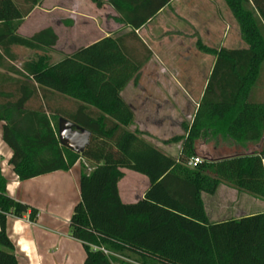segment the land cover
Instances as JSON below:
<instances>
[{
  "label": "trees",
  "instance_id": "16d2710c",
  "mask_svg": "<svg viewBox=\"0 0 264 264\" xmlns=\"http://www.w3.org/2000/svg\"><path fill=\"white\" fill-rule=\"evenodd\" d=\"M37 1L24 0L28 7L22 8L14 0H0L1 139L20 181L84 162L79 200L67 223L70 236L83 246L82 264H264V211L209 222L201 199L220 183L264 198V101L251 97L264 73V0H224L244 48L195 43L214 62L185 134L170 140L181 142L176 157L144 138L121 95L129 83L138 85L151 57L135 31L171 0H104L115 20L130 30L79 46L52 63L46 56L58 40L52 27L30 36L17 33ZM12 47L42 53L17 67ZM59 98L68 104L56 102ZM60 117L90 132L81 153L59 145ZM196 140L236 154L190 167ZM261 140L260 152L245 153ZM121 169L149 181L135 202L125 203L118 195ZM6 181L0 167V264H19L7 217L20 218L29 210L33 221L36 210L11 198Z\"/></svg>",
  "mask_w": 264,
  "mask_h": 264
},
{
  "label": "crops",
  "instance_id": "0c3cea01",
  "mask_svg": "<svg viewBox=\"0 0 264 264\" xmlns=\"http://www.w3.org/2000/svg\"><path fill=\"white\" fill-rule=\"evenodd\" d=\"M99 1H101L100 6L93 2L89 3L91 11L93 8L109 11L98 14L97 18H89L95 27L94 34L98 36L83 45L103 37H120L130 30L115 20V11L104 3V0ZM135 32L153 54L148 62L155 59L157 63H162V61L170 63L173 61V54L180 52L202 53L195 46L197 40L208 46L213 38L215 48L245 47L240 37L238 24L224 0H171ZM230 38H237L240 44L235 46ZM83 45H78L76 48ZM213 62L214 56H211V64ZM251 97L254 101H264V73L260 75L252 88ZM1 125L0 122V167L7 180L5 191L14 200L36 210L33 221L29 219V210L20 218L12 215L7 217V235L14 245L19 264H69L72 249L66 246V238L58 228V217L54 210L58 206L60 197L64 196L68 184L73 181L77 184L79 175V170H76L77 164L69 171L50 172L20 181L7 163L11 151L1 139ZM218 147L225 148L226 146ZM168 155L175 157L172 153ZM73 171L76 173L75 177L66 176ZM121 172L123 173L122 179L125 175L124 169H121ZM129 180L131 184L133 180L136 181L137 185L130 190L128 188L122 190L123 197L120 196L118 190L121 201L124 199L125 203L140 199L149 186V181L144 175L138 179L131 176ZM138 184H140L139 187ZM201 199L209 222H219L264 211V198L225 183H220L211 195L202 194ZM78 200L79 192L75 202ZM68 237L73 239L71 236Z\"/></svg>",
  "mask_w": 264,
  "mask_h": 264
},
{
  "label": "rangeland",
  "instance_id": "374dc122",
  "mask_svg": "<svg viewBox=\"0 0 264 264\" xmlns=\"http://www.w3.org/2000/svg\"><path fill=\"white\" fill-rule=\"evenodd\" d=\"M14 1L22 8L28 7L24 0ZM90 2L95 3L93 0H38L32 11L22 18L17 33L30 36L42 28L52 27L58 40L56 45L46 52V56L49 63L56 62L73 51L76 46L86 44L98 36L94 34L95 27L89 18H97L98 14H104L109 10L93 8L91 11ZM230 40L235 46L240 44L237 38ZM207 47H216L213 38ZM12 52L15 56L13 64L17 67L24 61L36 60L42 53L22 47H12ZM152 55L151 52V57ZM208 55L203 52L186 54L180 52L173 54V61L170 63L163 61L157 63L158 61L154 59L141 68L138 85L129 83L121 93L123 99L134 110L133 125L144 133L146 140L165 153L174 154L175 157L179 153L181 142L171 143L170 140L184 135L185 128L191 121L196 108L195 103L198 102L212 65V55ZM59 99L56 102L68 104L67 101ZM76 164V170H79L84 162ZM124 171L125 175L118 183L121 197H123L122 190L127 188L130 190L137 185L134 180L131 184L129 178L132 176L138 179L142 176L127 169ZM66 176L75 177L76 173L73 171ZM76 199H78V186L73 181L68 184L64 196L60 197L58 206L54 210L58 217V228L65 235L66 246L72 249L69 264H82L84 257L82 244L68 237L70 230L67 222L72 203Z\"/></svg>",
  "mask_w": 264,
  "mask_h": 264
},
{
  "label": "water",
  "instance_id": "95a60500",
  "mask_svg": "<svg viewBox=\"0 0 264 264\" xmlns=\"http://www.w3.org/2000/svg\"><path fill=\"white\" fill-rule=\"evenodd\" d=\"M90 132L74 126L68 120L60 117L57 121V139L60 146H63L74 153H81L89 142ZM262 140L255 144H250L245 150L246 154L260 152ZM194 152L203 160L216 161L228 158L236 154L235 149L215 147L212 143H205L203 140L194 142Z\"/></svg>",
  "mask_w": 264,
  "mask_h": 264
},
{
  "label": "built area",
  "instance_id": "2783aa9c",
  "mask_svg": "<svg viewBox=\"0 0 264 264\" xmlns=\"http://www.w3.org/2000/svg\"><path fill=\"white\" fill-rule=\"evenodd\" d=\"M201 160L202 159L200 157H198V156L192 157L187 162V165L190 166V167L195 166L196 164L200 163ZM104 252L107 253L106 251H104Z\"/></svg>",
  "mask_w": 264,
  "mask_h": 264
}]
</instances>
